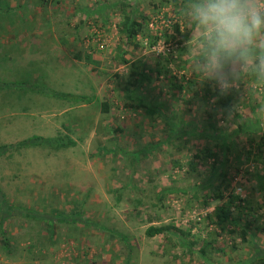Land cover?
<instances>
[{"label": "rangeland", "instance_id": "374dc122", "mask_svg": "<svg viewBox=\"0 0 264 264\" xmlns=\"http://www.w3.org/2000/svg\"><path fill=\"white\" fill-rule=\"evenodd\" d=\"M120 1L131 4L126 13L133 15L137 3L138 12L152 16L145 22L143 38L137 37L143 48L134 52V60L142 59L152 78L160 60L168 75L184 86L183 91L168 86L162 75L134 94L153 101L154 88L162 89L157 98L167 115L177 113L191 123L181 131V125L168 129L162 117L150 118L123 104L122 91L116 88L124 86L128 70L117 61ZM154 1L0 0V264H199L198 245L184 253L174 236L149 237L145 231L149 225L166 224L184 229L196 220L201 229L194 227L192 234L212 228L209 221L221 203L201 204L191 198L195 183L205 180L209 163L188 172L191 154L205 141L190 136L186 142L184 136L191 127L204 134L209 123L217 129L235 127L233 116L215 105V98L204 97L207 84L211 92L230 93L240 122L258 120L264 129V80L252 82L243 76L256 57L263 60L264 31L257 33L246 66L232 60L209 74L205 62L211 49L198 40L209 31L197 22L192 36L181 44L179 38L165 43L161 32L169 24L162 12L174 19L175 6L168 0L153 16ZM263 1L255 0L258 5ZM189 11L188 25L193 17ZM151 36L160 38L148 48ZM192 79L197 98L186 90ZM104 100L110 105L107 113L100 108ZM255 103L259 106L252 107ZM255 136L239 131L233 141L235 154L248 151ZM38 139L43 140L40 145ZM60 141L63 144L56 145ZM250 159H244L239 172L228 169L229 179L219 187L228 185L234 195L259 200L261 207L250 217L251 231L254 245L264 251V197L253 191L252 176L255 171L264 177V162ZM170 188L174 191L164 194V207H154L156 193ZM46 220L53 221L52 236ZM225 242L229 236L216 238L215 245ZM254 252L245 243L234 252L209 247V259L212 264H234Z\"/></svg>", "mask_w": 264, "mask_h": 264}, {"label": "trees", "instance_id": "16d2710c", "mask_svg": "<svg viewBox=\"0 0 264 264\" xmlns=\"http://www.w3.org/2000/svg\"><path fill=\"white\" fill-rule=\"evenodd\" d=\"M167 1L168 0H155V3H152L153 11L155 12V15L153 16L157 15L159 10L165 5L163 3H167ZM196 2L197 0H181L179 5H177V0H172L171 3L175 6L174 19L171 16L166 17L167 13L164 11L162 12V16L166 18L169 24V26L167 25L168 28H163L161 32V36L165 43H170L179 38L178 42L181 44L184 40L192 36V32H194L197 21L193 17L191 19V23L188 25L186 17H188V15L190 14L189 10H191L192 13V8L190 9V3L194 5V3ZM130 6V3L120 1V3H118L117 8L122 14V19L116 23L117 35L119 38V43H121L119 49H116L118 50L117 61L122 65L128 66V70L124 86L121 87L119 86V84H116V88L122 91V99L124 100L123 104L128 110H131L135 113H144L150 118L154 116L162 117L165 126L168 129L174 130L176 126L181 125V127H179L181 131L182 128L188 127V125H191V123L180 118L177 113H175L176 115L173 114L172 116L167 115L166 111L162 109V107H164V104L158 101L159 98H157V95L158 97L159 95L162 96V89H156V87L154 88L156 100L153 101H150V99H146V97L142 94H134L135 91L139 90L145 82H151L153 81V79L158 80L162 75H164L166 80L169 81L167 83L168 86L179 89V91H183L184 86L182 84H177L178 81L176 80L174 75H172L171 77L170 75H168V68L164 67L163 65L161 66L160 60L155 65L156 71L154 78H152L144 70L145 63L142 59L137 58L134 60V52H141L143 48V43L141 39L143 38L144 33L146 31L145 22L152 20V16L150 17L142 14L140 11L138 12L137 3H133L132 5L134 11L133 15H131L130 13H126L125 8ZM134 15H138V18H134ZM100 21L101 23H103V27L107 26L108 23L105 22V19H101ZM182 23L184 25L183 27L185 28V31H183L181 27ZM138 36H141V39L138 40ZM158 38L160 37L151 36L147 43L149 46L147 47L149 48L150 46H152L154 41L158 40ZM198 40L204 43L203 46L204 48H207L206 50L211 49V47H209V36L205 37V35H199ZM181 50L184 49H180V51ZM75 57L80 58V55L77 54ZM259 57H256L253 61L252 65L254 67H247L246 72L243 74L244 79L252 82L264 80L262 71H260L257 67L258 62L261 61ZM261 58L264 60L263 54ZM203 60L204 58L201 61ZM232 60V58L224 59L222 65H227V63L231 62ZM228 80L233 79L231 77ZM237 80L240 82V78ZM195 84L196 81H194V79L188 81L186 90L193 91L192 97L197 98L198 92L193 89V85ZM59 97L83 101L85 100V97H74L65 94H60ZM204 97L209 99L215 98L214 104L225 109V111L230 113L233 116V120L235 123L234 129L230 128L228 130L226 128L217 129L212 123H209L206 125V127L203 128L205 131L204 134L198 131L196 129L197 127H191V130L188 131L189 133H186L184 136L186 142L189 140L190 136L199 137L198 139H203V141H205L204 145L198 146V144L197 148L194 149L193 153L191 154V158L189 159L188 164V172H197L200 164L207 162L209 163V170L206 174L205 180L202 182L198 181L197 183H195L194 190H191V192H193L191 198H195L196 201L202 202L201 204H207V202H209L210 200L221 203L219 206L216 207L213 219H210L209 221V223L212 224V228H207V230L202 229L200 233H203L202 231H205V233L202 235H194L191 233V230L194 227L197 226L199 229H201V226L198 224L199 221L196 220L194 222H191L188 227L184 229L180 227L178 228L174 224L157 226L149 225L145 233L149 237L155 235L174 236L175 239H177L179 245L184 248V253H190L194 251L193 247L198 245V249L195 250V253L200 258V262L198 261L199 264H212L211 260L209 259V247L214 249V251L216 252H234L239 250L240 243L248 244L252 248L254 247L255 252L250 257L247 255L243 259L237 258L238 261L234 264H264V251H261V249H257V246L254 245L252 241L253 232L251 231V227L253 224L252 220L254 219H251L250 217L258 210L259 207H261L259 200H257L256 198L253 199V201L252 199L246 200L238 195H234L232 190L230 191L227 189L228 185H225L223 189L219 187V183H224L229 179V172H227V170L230 168H234V171L239 172L240 166L243 164V162H245L244 159H246V161H250V157H252L255 159H252L253 161L262 159V162H264V129H261V123L258 120H256L255 122H240L241 115L235 110H233L232 97L228 91L215 89L211 92L210 86L207 84L206 89L204 90ZM153 99H155V97ZM183 100L186 104L191 102V99ZM257 105L258 104L255 103L252 107H257ZM100 108L103 113H107L110 108V105L106 100H104L102 101ZM188 110L189 109H187V111ZM209 131H211L212 134H209ZM239 131L253 132L256 136L252 140L253 146L251 145V148L248 151H241L240 153L235 154V147L233 145V141L235 140L236 135ZM258 136L259 139L257 138L256 140L255 138ZM38 140L40 142H35L36 144H41L43 141H41L40 139ZM58 144L62 145L63 142L61 143L60 141L59 143H56V145ZM241 156L244 157L241 158ZM232 158L234 159L233 165L231 161ZM231 165L232 167H230ZM252 176L256 180L255 184L253 185V191L261 194L264 197V177L258 173H255V171L254 173H252ZM216 181L217 185L213 186L215 185ZM208 188H210L211 190H208ZM171 191H174V189L170 188L168 191H158L156 193V203H154L153 206L159 209L163 208L164 202L162 199L164 197V194L170 193ZM224 191L228 192L227 195L224 194ZM118 193H120V191H118ZM140 203L141 202H139L138 204ZM26 215L32 218L35 217L32 212L27 213ZM154 217L155 214L153 216L150 215L148 218V222H151V219ZM46 221L48 222L49 229H51L50 235L52 236L54 227L53 221ZM260 230L264 232V227H260ZM223 236H229L230 242H225L221 246L215 245L216 238ZM235 237L238 238V240H234ZM185 238H187V240ZM233 259L236 260L235 257H233Z\"/></svg>", "mask_w": 264, "mask_h": 264}, {"label": "clouds", "instance_id": "9594fccd", "mask_svg": "<svg viewBox=\"0 0 264 264\" xmlns=\"http://www.w3.org/2000/svg\"><path fill=\"white\" fill-rule=\"evenodd\" d=\"M192 15L209 31L211 50L205 62L207 73L222 68L227 58L246 66L257 33L264 31V6L255 0H197ZM257 67L264 71V60Z\"/></svg>", "mask_w": 264, "mask_h": 264}, {"label": "built area", "instance_id": "2783aa9c", "mask_svg": "<svg viewBox=\"0 0 264 264\" xmlns=\"http://www.w3.org/2000/svg\"><path fill=\"white\" fill-rule=\"evenodd\" d=\"M260 6H264V1L260 4Z\"/></svg>", "mask_w": 264, "mask_h": 264}, {"label": "crops", "instance_id": "0c3cea01", "mask_svg": "<svg viewBox=\"0 0 264 264\" xmlns=\"http://www.w3.org/2000/svg\"><path fill=\"white\" fill-rule=\"evenodd\" d=\"M192 14V13H191ZM193 18V17H192Z\"/></svg>", "mask_w": 264, "mask_h": 264}]
</instances>
